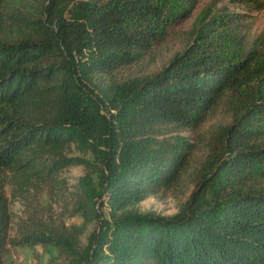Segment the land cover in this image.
I'll return each mask as SVG.
<instances>
[{
    "label": "trees",
    "instance_id": "16d2710c",
    "mask_svg": "<svg viewBox=\"0 0 264 264\" xmlns=\"http://www.w3.org/2000/svg\"><path fill=\"white\" fill-rule=\"evenodd\" d=\"M17 1L0 22V264L8 245L51 246L47 264H264V58L221 53L264 0H232L240 11L212 15L159 71L119 80L151 53L170 0ZM214 114L226 121L198 131ZM188 130L203 143L194 165L173 135ZM72 166L83 175L69 185L59 173ZM185 179L174 214L139 209Z\"/></svg>",
    "mask_w": 264,
    "mask_h": 264
},
{
    "label": "rangeland",
    "instance_id": "374dc122",
    "mask_svg": "<svg viewBox=\"0 0 264 264\" xmlns=\"http://www.w3.org/2000/svg\"><path fill=\"white\" fill-rule=\"evenodd\" d=\"M231 1L232 0H170L169 8L167 9L168 16L165 20V24L161 28L159 38L151 46V53L145 55L144 58L140 59L138 62L119 69L117 72H114L113 75L119 80L133 73L152 74L159 71L175 53L186 50L187 46L190 45V43H188V40H191L189 36H192V33L196 30L201 29L212 15H215L220 10L240 11ZM70 3V0H65L62 10L66 12L70 7ZM18 5L19 2L17 0L0 1V22ZM244 17V20L238 24L236 28L228 30L229 33L234 34V39L229 41L228 48L224 49L221 53L232 58H240L244 56L245 53L254 51L255 53L262 54L264 58V8L258 12L247 13ZM229 33L228 35H230ZM192 40H194V37ZM253 84L264 91V83L256 81ZM93 93L95 95L96 92ZM220 120L226 121L223 116L214 114L213 117H209L202 123L197 130L204 131L207 125L214 122L217 123ZM262 129L264 131V127ZM195 131L188 130L173 134L187 137L189 143L192 144L191 157L194 159L192 165L204 154L202 152L203 143L199 141V137L196 136ZM69 155L82 156L90 161L92 160L90 153H82L73 146H70ZM82 175L83 170L81 166L67 167L59 173V177L69 185L79 183ZM92 178L94 180L96 179L95 174H92ZM189 179H191V177H189ZM192 188L193 182L185 179L184 184L177 188L163 191L140 201L138 207L140 210L153 211L155 214L161 216L172 215L188 198ZM55 201L56 202H54L53 198L50 200L45 198L44 200L45 203L51 205L52 209L58 211L62 203L57 200ZM96 208L97 212H99L103 218L107 217V204L102 203L99 206L97 205ZM10 211L13 215L20 216L22 215L23 208L19 203L11 202ZM80 221L81 218L78 213L71 216H64V223L66 225L77 224ZM98 226L97 221H93L87 226L80 239L82 244L86 243L88 236L97 231ZM8 233L9 236H13L14 234L12 224ZM55 255L56 251L51 246L8 245L5 261L7 264H47L49 262L51 263Z\"/></svg>",
    "mask_w": 264,
    "mask_h": 264
}]
</instances>
